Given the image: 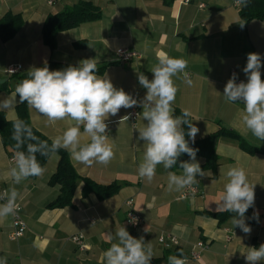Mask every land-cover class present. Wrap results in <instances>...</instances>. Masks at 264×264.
Here are the masks:
<instances>
[{"label":"crops","instance_id":"obj_1","mask_svg":"<svg viewBox=\"0 0 264 264\" xmlns=\"http://www.w3.org/2000/svg\"><path fill=\"white\" fill-rule=\"evenodd\" d=\"M80 1L99 8L101 17L60 32L55 38V48L42 42V27L48 15H54ZM237 0H61L48 5L47 0H0V18L10 12L20 14L23 26L9 41L0 43V80H5L9 92H0V101L12 95L16 80L5 74L9 65H21L23 72L54 65L50 70H63L79 66L84 59H95L97 68L104 67L97 75L107 76L113 85L142 101L146 89L138 81V73L149 80L150 69L158 63L160 54L183 58L187 61L186 72L193 81L189 87L182 77L174 80L179 88L173 109H188L190 120L199 129L195 138L201 139L221 128L234 131L246 144L264 147L259 141L236 123L237 113L243 109L240 103L227 102L224 87L236 74V79L247 81L243 69L249 53L261 56V76L264 79V21L248 23L239 17ZM240 23H245L241 27ZM83 46L76 47L75 44ZM117 49L137 52L139 59L120 62ZM19 100V97H17ZM18 103L15 104V107ZM1 110L7 120L16 118V111ZM137 109L135 121L129 117L132 108H122L117 116H109L107 135L114 145L115 157L107 165L93 163L86 166L68 154L76 172L99 185L118 184L119 192L107 200H98L94 194L81 196L80 183L73 196L72 205L61 209H48L47 205L58 195V187L50 186L49 179L55 172L59 157L52 154L44 166L45 172L35 179L13 184L6 172L15 162H10L9 149L0 139V193L15 188L19 193L16 203L21 207L20 216L26 230L17 241H11L12 218L0 219V264H102V254L110 247L109 236H114L124 226L135 238L143 237L151 243L153 258L163 256L164 249L158 242L160 235H171L182 250L187 264H247L245 255L253 247L252 240L264 241V155H250L239 148L236 141L228 138L215 140L218 156L215 176L202 169L205 176L197 175V195L180 199V192H169L167 171L158 165L152 182L139 177L137 168L142 160L144 141L140 140V127L144 126L142 107ZM33 127L53 140L61 135L68 120L49 124L46 117L28 107ZM127 116L128 118L122 117ZM121 120V121H120ZM83 132V127H81ZM84 137L82 142H87ZM191 160V158H190ZM189 160V161H190ZM200 166L204 159L196 156ZM242 167L250 183L255 185V203L251 209L260 215L245 234L233 227L231 219L218 223L217 219L204 216L203 212H218L216 201L224 184L227 171ZM168 171H171L170 169ZM182 170L172 171L180 174ZM131 200L133 209L142 221L136 230L126 224L125 201ZM0 204H2L0 202ZM84 236V249L79 250L69 238ZM205 249L199 260L190 259L197 242ZM111 242H116L115 240ZM264 264V262H260Z\"/></svg>","mask_w":264,"mask_h":264},{"label":"clouds","instance_id":"obj_2","mask_svg":"<svg viewBox=\"0 0 264 264\" xmlns=\"http://www.w3.org/2000/svg\"><path fill=\"white\" fill-rule=\"evenodd\" d=\"M245 23H240L241 27ZM261 56L249 53L243 71L246 82H236V74L227 81L223 95L227 102L240 101L244 107L237 113L236 123L251 133L259 141H264V79L261 76ZM187 61L163 54L150 71L153 78L138 73L139 84L146 89L142 101L138 102L122 88L117 89L107 76L97 75L95 59H84L79 66H68L63 70H49L47 66L34 67L28 71V78L15 87L8 98L0 101V110H14L16 103H26L40 115L46 117L49 124L68 120L66 130L56 136L51 145L36 137L31 127L16 118L13 123L12 139L15 144V166L6 172V178L13 184H20L29 177H40L45 169L36 158V154L47 156L63 148L77 162L86 166L99 163L107 166L115 157L114 145L107 135L109 116H117L122 108L142 107L143 127L138 129L139 139L144 141V152L138 165L139 177L149 183L156 175L158 165L167 171L169 192H180L190 188L198 181L197 175L205 176L196 161L198 149L190 147L189 137L194 143L199 129L189 119L191 112L182 109V115L175 116L172 105L179 90L174 77L181 78L187 86L193 81L186 72ZM19 97V100H17ZM128 118L127 116L122 117ZM120 120V121H121ZM187 126V133L184 128ZM83 127V132H81ZM84 137L87 142H82ZM27 143V150H20ZM182 154L190 161H180V174L172 171ZM227 182L216 201L218 212H230L233 227H239L245 234L251 233V227L245 222V213L255 203V185L248 180L242 167H232L227 173ZM19 193L15 188L0 193V219L15 215ZM258 220V214L256 215ZM115 240L116 242H111ZM110 247L102 254V264H151L154 252L151 243H145L143 237L135 238L122 226L114 236H109ZM245 255L247 264L264 262V244L258 248L250 247ZM6 264V262H4ZM168 264H187L181 250L179 256H169Z\"/></svg>","mask_w":264,"mask_h":264},{"label":"trees","instance_id":"obj_3","mask_svg":"<svg viewBox=\"0 0 264 264\" xmlns=\"http://www.w3.org/2000/svg\"><path fill=\"white\" fill-rule=\"evenodd\" d=\"M237 2L239 3V17L242 21L245 23L253 20L264 21V0H237ZM100 17L101 12L99 8L89 2L80 1L72 7L65 8L57 14L48 15L46 17L41 32L42 42L50 49H54L55 38L58 33L70 30L84 23L95 21ZM22 26L23 19L20 14H12L10 12L4 14L0 18V43H5L11 40L19 32ZM75 46L81 47L83 44L77 43ZM53 65V63H47L44 66H47L50 70ZM103 68H105V66L99 67L97 73H101ZM13 78L16 80V84H18L23 79L28 78V72L19 76L15 75ZM2 91H10L7 83L0 85V92ZM15 111L16 118L23 120L29 127H31L33 134L38 137L39 140L47 141L48 144L51 145L52 140L37 131L31 124L28 105L26 103H18L15 107ZM174 115L180 116L182 115V111L175 109ZM14 120H7L5 113L0 110V139L3 146L9 149L11 155L15 154L16 151V141L12 139L14 131L12 122ZM187 130V126H185V133H187ZM185 138L189 141L190 147L198 149L196 156H200L204 159V163L201 165V168L212 171L213 176H215L218 162V156L215 151V140L218 138H228L236 141L239 148L250 155H264V147L250 146L246 144L234 131L225 128H221L217 132L204 138L197 139L194 143L189 137H187V135ZM29 142L32 141H26L25 145L20 150L26 151L27 143ZM52 154H57L59 160L55 172L49 179V185L57 186L59 190L57 197L47 205L48 209H61L71 206L73 196L80 183L83 184L81 189V196L83 198L89 194H94L98 200L103 201L113 197L119 192L120 186L118 184L113 183L110 185H99L87 178L81 177L74 169L67 152L63 148L57 150L56 152H51L47 156L37 153L36 158L43 168ZM189 160L190 157L187 154H182L179 158L178 164L173 166L170 170H181L178 166L179 162ZM35 178L36 176L29 177V179ZM202 214L204 216L217 219L219 224L231 219V217L235 215L230 212H203ZM256 215L257 213L251 209H248L245 213V216L248 217V223L250 225H254L258 221ZM259 218L260 215L258 214V219ZM261 244H264V241L258 242L256 240H252L253 247L258 248ZM173 255L179 256L177 249L165 250L163 256L152 258L151 264H168V257Z\"/></svg>","mask_w":264,"mask_h":264},{"label":"built area","instance_id":"obj_4","mask_svg":"<svg viewBox=\"0 0 264 264\" xmlns=\"http://www.w3.org/2000/svg\"><path fill=\"white\" fill-rule=\"evenodd\" d=\"M61 0H47V4L48 5H53L56 2H59ZM184 2H189V0H184ZM236 4L238 5L239 3L236 2ZM116 55L117 58L120 62H124V63H128L131 62L132 60H136L140 58V55L137 52L134 51H130L127 49H117L116 50ZM23 72V67L21 65H9L6 69H5V74L9 77L18 75L19 73ZM233 72L230 73V77L233 76ZM245 82L242 79H236L237 83L240 82ZM235 103H240L243 104L240 101H237ZM129 117L132 119V121L136 120L137 117V109L135 107L132 108L131 113L129 114ZM10 162H15V157H11L9 159ZM3 193V192H1ZM197 189L194 185H192L190 188H185L183 189L181 195H180V199H186L189 197H194L195 195H197ZM1 203H5L4 200H0ZM17 210L15 212V215H10L12 218V223H11V227H12V231L9 234V239L11 241H17L19 238H21L26 230V225L24 223V221L22 220L21 216H20V212H21V207L17 204ZM124 206L127 208L126 211V224L128 226L129 229L131 230H136L138 228V226L140 225L142 219L140 217V215L133 209V203L131 200H127L124 203ZM69 240L79 249V250H83L84 249V236L81 234L78 235H73L69 238ZM158 242L159 244L163 247L164 250H171L174 246H176L177 240L175 237L171 236V235H160L158 237ZM205 244L201 241L197 242L190 253V259L196 261L199 260L200 258V254L201 252L205 249Z\"/></svg>","mask_w":264,"mask_h":264},{"label":"water","instance_id":"obj_5","mask_svg":"<svg viewBox=\"0 0 264 264\" xmlns=\"http://www.w3.org/2000/svg\"><path fill=\"white\" fill-rule=\"evenodd\" d=\"M4 83H6L5 80H0V85H2V84H4Z\"/></svg>","mask_w":264,"mask_h":264}]
</instances>
